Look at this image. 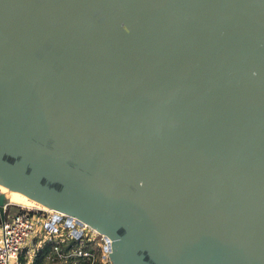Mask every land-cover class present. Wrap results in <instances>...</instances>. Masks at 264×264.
<instances>
[{
	"label": "water",
	"instance_id": "1",
	"mask_svg": "<svg viewBox=\"0 0 264 264\" xmlns=\"http://www.w3.org/2000/svg\"><path fill=\"white\" fill-rule=\"evenodd\" d=\"M0 184L112 264H264V0H0Z\"/></svg>",
	"mask_w": 264,
	"mask_h": 264
},
{
	"label": "built area",
	"instance_id": "2",
	"mask_svg": "<svg viewBox=\"0 0 264 264\" xmlns=\"http://www.w3.org/2000/svg\"><path fill=\"white\" fill-rule=\"evenodd\" d=\"M0 220V264H32L50 244L47 264H112L111 239L82 219L57 209L26 206Z\"/></svg>",
	"mask_w": 264,
	"mask_h": 264
},
{
	"label": "bare ground",
	"instance_id": "3",
	"mask_svg": "<svg viewBox=\"0 0 264 264\" xmlns=\"http://www.w3.org/2000/svg\"><path fill=\"white\" fill-rule=\"evenodd\" d=\"M0 187L2 188V190L4 189V191L1 190L2 194H5L7 196L8 195L11 196L13 198V200L16 199V200H19L23 203H29V204H31L32 207H37V208H41V209H46V210L47 209H54V208H51L50 206H48L49 204H47L43 201H40V200H38V199H36V198L26 194V193L14 191L12 189H9V191H8V188L2 184H0Z\"/></svg>",
	"mask_w": 264,
	"mask_h": 264
},
{
	"label": "rangeland",
	"instance_id": "4",
	"mask_svg": "<svg viewBox=\"0 0 264 264\" xmlns=\"http://www.w3.org/2000/svg\"><path fill=\"white\" fill-rule=\"evenodd\" d=\"M9 189L10 188H8V191H9ZM1 190H2V188L0 187V193H2V191H4V189L2 191ZM5 197H6V201L11 202L12 204H14V205H10V207H9V213H13V212H15L17 210H20L22 208H25L26 206H28V207L31 206V204H29V203H23V202H21L19 200H16V199L13 200V198L11 196H9V195L8 196L5 195Z\"/></svg>",
	"mask_w": 264,
	"mask_h": 264
},
{
	"label": "trees",
	"instance_id": "5",
	"mask_svg": "<svg viewBox=\"0 0 264 264\" xmlns=\"http://www.w3.org/2000/svg\"><path fill=\"white\" fill-rule=\"evenodd\" d=\"M50 244H45L41 249L38 250L32 264H47L45 256L49 251ZM88 264V263H84Z\"/></svg>",
	"mask_w": 264,
	"mask_h": 264
}]
</instances>
